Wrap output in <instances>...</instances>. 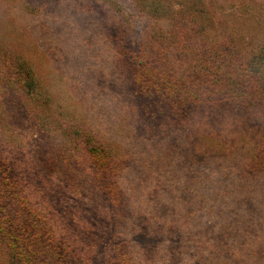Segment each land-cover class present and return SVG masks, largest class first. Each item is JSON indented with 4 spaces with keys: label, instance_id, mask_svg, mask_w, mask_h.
<instances>
[{
    "label": "rangeland",
    "instance_id": "374dc122",
    "mask_svg": "<svg viewBox=\"0 0 264 264\" xmlns=\"http://www.w3.org/2000/svg\"><path fill=\"white\" fill-rule=\"evenodd\" d=\"M263 47L264 0H0V264H264Z\"/></svg>",
    "mask_w": 264,
    "mask_h": 264
},
{
    "label": "trees",
    "instance_id": "16d2710c",
    "mask_svg": "<svg viewBox=\"0 0 264 264\" xmlns=\"http://www.w3.org/2000/svg\"><path fill=\"white\" fill-rule=\"evenodd\" d=\"M20 68L18 70L19 73V79L22 81V85L24 88L27 89V91L33 93L36 90L35 85V78L32 73V69L29 66H25L23 64H19ZM211 73V71H209ZM262 73L264 77V47L260 50H258L257 55L255 56V59L249 63V65L244 66V68L239 72L238 80L239 78H243L247 75H252L254 73ZM217 73V71L215 72ZM224 76V75H222ZM220 75L218 76V80H220ZM174 82L170 85L169 91L172 93H175L177 91L186 93V96H182L183 101L188 104L192 105V101L187 98V94L189 92H193L190 88V84L188 82L182 81L183 78L174 77ZM221 81V80H220ZM242 80L236 81L234 85H239ZM259 86V87H258ZM256 87V91L254 93L262 94L264 93V84L258 85ZM92 153L94 154V157L96 158L97 163L99 164V167L103 168L106 167L110 158L109 155V149L105 146H92L91 147ZM115 189H117V185H113ZM16 241V239H13Z\"/></svg>",
    "mask_w": 264,
    "mask_h": 264
}]
</instances>
